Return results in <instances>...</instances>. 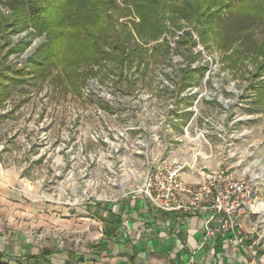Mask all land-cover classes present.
I'll use <instances>...</instances> for the list:
<instances>
[{
    "label": "rangeland",
    "instance_id": "1",
    "mask_svg": "<svg viewBox=\"0 0 264 264\" xmlns=\"http://www.w3.org/2000/svg\"><path fill=\"white\" fill-rule=\"evenodd\" d=\"M23 1L0 0V28L3 19L12 21ZM81 1L71 3L66 22L70 26L98 23ZM126 1L116 0L118 11L111 15L135 37L132 27L140 24V18L131 8L127 11ZM65 3V9L45 12L33 28L27 22L16 25L13 34L2 32L0 57L9 49L18 52H10L0 70L6 66L18 69L34 56L50 39L39 29L47 20L64 18L70 9L65 1L61 6ZM88 3L93 9L94 0ZM189 3L195 6L198 22L180 19L183 29L143 42L144 48L154 47L158 52L154 61L153 52H146L149 61L141 66L125 64L120 70L106 60L94 66L93 61L101 56L91 47L92 41L69 30L71 34L60 39L63 45L52 63H43L24 83L0 88V161L23 169L29 163V175L50 174V185L55 187L63 179L60 184L73 190L77 177V195L96 194L92 187L98 186V193L109 194L108 200L116 198L111 191L114 183L136 180L145 171L149 162L137 155L145 154L144 148H138L140 141L155 156L161 152L160 142L165 141L190 147V156L197 159L209 151L212 162L222 157L231 163L243 157L251 162L253 157L246 155L250 144L242 140H261L264 135V72L258 78L250 76L264 63L263 57L256 58L264 35V3L263 7L258 0ZM39 6L45 7L44 2ZM29 9L28 3L25 10ZM183 31L191 33L194 46L178 44ZM204 31L210 33L201 34ZM50 33L53 37L58 31ZM161 44L168 46L167 52L161 51ZM198 68L204 69L199 77V73L181 72ZM184 76L192 83L193 77L199 81L181 89ZM90 177L100 178L97 186Z\"/></svg>",
    "mask_w": 264,
    "mask_h": 264
},
{
    "label": "crops",
    "instance_id": "2",
    "mask_svg": "<svg viewBox=\"0 0 264 264\" xmlns=\"http://www.w3.org/2000/svg\"><path fill=\"white\" fill-rule=\"evenodd\" d=\"M242 142L250 144L246 155L253 157L251 162L244 157L235 163L226 157L212 162L209 151L197 159L190 156V147L173 146L172 142L165 141L160 142L161 152L156 156L145 144L141 145L145 154L137 155L148 162L167 157L171 162L184 163L181 180L187 186L198 185L205 173L221 168L231 169L240 179L258 171L262 175L260 194L264 201V135L261 140L243 139ZM30 169L29 163L23 169L0 161V262L264 264V234L253 216L242 218L243 249L229 241L230 234L202 244L203 219L199 214L162 212L142 196L118 198L120 193L116 187L111 191H115L117 199L108 200V193H98L100 178L94 177L89 181L97 186H91L97 192L88 194L90 197L82 201L83 195L75 193L77 177L73 190L60 184L63 179L58 188L50 185V174H41L38 178L29 175ZM134 182L140 184L141 177ZM180 200L187 202L185 196Z\"/></svg>",
    "mask_w": 264,
    "mask_h": 264
},
{
    "label": "trees",
    "instance_id": "3",
    "mask_svg": "<svg viewBox=\"0 0 264 264\" xmlns=\"http://www.w3.org/2000/svg\"><path fill=\"white\" fill-rule=\"evenodd\" d=\"M43 1L45 7H37L38 3ZM25 0L22 2L20 8H18L17 12L10 19L12 20L10 23L3 19L1 23L2 27L0 28V39L3 40L2 32L4 30H10L13 34L16 30V25L23 24L29 22L31 28L34 24L41 20L42 15L47 12H56L57 9L62 7L66 8V3L61 6V2H67L69 5L68 14H64V18H60L58 20H47L45 26L39 29L43 33H47L50 39L38 47L34 56H31L29 59L24 61L25 64L18 69H12L10 66L2 67L0 70V88H13L14 86L24 83L27 80L26 76L35 73V70L42 68L43 63L49 62L52 63L55 58L59 55L61 51V46L63 45L64 38L69 33V30L73 31V33H79L85 36V38L92 41L91 47L93 46V50L97 51L101 58L94 60V66L99 65L102 60L114 62L116 67L120 70L123 67L128 65L131 67L133 64H137V66H141V64H146L149 61V56L146 52H153V61L156 60V54L158 50L156 48H144L142 46L143 42H149L157 39L161 34L167 33L168 31L181 30L184 27L178 24L180 19H183L185 22L194 21L198 22V17L194 18L195 6L189 3L190 0H146L139 2L137 0H127L125 3L129 6L127 11H130V8L134 11L135 14L140 18V24L133 25L132 31L135 33V37L131 34V30L126 27V25H117V18L113 17L111 13L118 11V7L116 5V0H94V7L91 9L89 0H82L81 5L83 9H89L91 11L92 16L99 20L98 23H94L93 26H90L89 23H76L74 26H70L66 21L69 20V13H71L72 6L71 3L74 0ZM260 5L264 3V0H258ZM174 4H171L173 3ZM30 4L31 9L25 10V6ZM170 4V6H169ZM176 4V5H175ZM193 6V7H192ZM197 6V5H196ZM262 6V5H261ZM90 7V8H89ZM263 7V6H262ZM80 9H82L80 7ZM95 9V10H94ZM193 11V12H191ZM190 12V13H189ZM194 13V14H193ZM262 16L264 17V7ZM41 16V17H40ZM113 18V19H112ZM20 26V25H19ZM209 26H212V23H209ZM34 30V29H33ZM50 30L58 31L57 35L51 37ZM211 31V30H210ZM210 31H204L201 34L210 33ZM214 36V35H213ZM212 36V38H213ZM140 40L141 44H138L137 40ZM60 40V41H59ZM165 42V41H164ZM189 44L194 46L195 41L192 38V35L189 31H183V35L178 39V44ZM8 44V43H7ZM4 44L3 46H7ZM145 44V43H144ZM161 51L167 52L168 46H163ZM25 45H22V50ZM107 47L110 52L105 51L102 47ZM159 46V45H158ZM4 48V47H1ZM0 48V51H1ZM158 48V47H157ZM16 50V51H15ZM58 50V52H57ZM10 52H18L17 49L14 51H7V54L0 57V65L2 66L4 59L7 55H10ZM58 54V55H57ZM41 56V59L37 57ZM260 56L264 58V35L262 42L259 44L256 58ZM256 62V59L253 60ZM30 66V67H29ZM32 67V69H31ZM204 71L203 68H198L196 70H182L184 74H198V77L201 76V73ZM264 72V63L257 65L256 71L254 74H250L252 78H258ZM204 73V72H203ZM189 76H184L179 82L180 88H184L185 86L192 87L199 79L196 77L192 78V81L195 80V83L190 82L188 79ZM2 82H8L9 85H4ZM264 90V88L262 89ZM264 94V93H263ZM190 113V112H189ZM191 114V113H190ZM189 114V115H190ZM0 264H7L4 262H0Z\"/></svg>",
    "mask_w": 264,
    "mask_h": 264
},
{
    "label": "built area",
    "instance_id": "4",
    "mask_svg": "<svg viewBox=\"0 0 264 264\" xmlns=\"http://www.w3.org/2000/svg\"><path fill=\"white\" fill-rule=\"evenodd\" d=\"M137 142L138 148L143 143ZM184 163L164 159L149 162L140 175L141 183L123 180L114 183L118 198L144 197L162 212L196 213L202 216V244L230 234V240L242 248L243 216L255 217L264 234V201L260 194V172L245 179L238 178L233 171L219 169L205 173L201 183L187 186L181 180ZM185 196L187 202H182ZM89 196L83 195L82 201ZM117 199V197L115 198Z\"/></svg>",
    "mask_w": 264,
    "mask_h": 264
}]
</instances>
